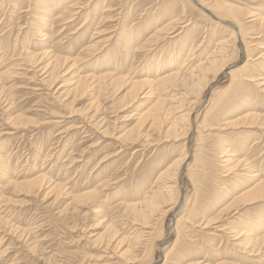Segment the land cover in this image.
Here are the masks:
<instances>
[{"label":"rangeland","instance_id":"rangeland-1","mask_svg":"<svg viewBox=\"0 0 264 264\" xmlns=\"http://www.w3.org/2000/svg\"><path fill=\"white\" fill-rule=\"evenodd\" d=\"M219 1L260 15L261 21L252 16L243 22L262 48L250 47L251 61L237 83L242 99L208 106L199 141L193 132L182 136L184 130L173 139L170 121L149 128L150 118L141 122L140 116L157 97L133 98L131 91L135 80L169 55L178 67L184 60L187 67L196 65L214 48L215 34L226 30H216L189 7L182 10L185 1L178 0H0V264H264V241L249 252L245 233L253 219L264 217V200L239 197L251 186L249 166L264 177V0ZM217 78L213 87L229 85L223 73ZM209 92L194 104L193 117L204 113ZM220 147H232L230 156ZM182 149L189 161L194 149L196 156L187 176L183 167L177 178L179 196L189 198L179 215L188 222L183 218L177 230L171 227L178 218L171 206L151 218H134L128 203L162 189L159 174ZM231 155L250 161L238 176L225 167ZM40 174V184H18ZM170 184L175 187L174 178ZM132 233L142 234L137 245L127 241Z\"/></svg>","mask_w":264,"mask_h":264},{"label":"bare ground","instance_id":"bare-ground-1","mask_svg":"<svg viewBox=\"0 0 264 264\" xmlns=\"http://www.w3.org/2000/svg\"><path fill=\"white\" fill-rule=\"evenodd\" d=\"M91 0H89L90 2ZM94 1V0H93ZM178 1H185L183 3L180 4V7L182 8V10L185 7H189L192 10H194L196 12V14L199 15V17L207 20L210 22L213 21L215 29L219 30V29H224L226 30L228 33L224 34L221 32H217V37H218V41L215 44L214 48L211 49V51L209 53H207L200 61H198V63L196 65H190L189 67L186 66V62L185 60L182 62V64L178 67L176 65H174V60L175 57L174 56H168L163 62H161V66L159 64H157L154 67H151L148 71H146L145 75H141L142 77L139 80H133V88L131 91L133 95V98H139V96L143 95L145 96V98L147 97H151V98H155L157 97L154 104H152L151 107H149L145 112H143L140 116V121H146L147 118H150V127L149 128H156V127H160L162 126L163 122L166 121H170L169 127H168V133L173 134V139L177 138V132L180 130H184L183 135L187 137L189 132H193L192 137L193 138H197L199 141H202L203 139V135L202 132H206L205 126L207 123L206 117H207V109L208 106L210 107H215L216 105H221L223 104L226 100H231V99H242L241 96H239V88L238 86V82L239 77H241V73L244 70V68L246 67V65H248V62L251 61L250 60V56L252 53V50L250 49V47H257L258 43H253L254 42V35L255 33H253L254 31H252L251 29H249L246 25L248 23H244L243 20L244 19H248L252 16H256L257 21L258 20H262L260 15H254V13L250 10H247L246 13H244V9L240 8L239 6L235 5V4H231L225 1H219V0H178ZM193 3H192V2ZM48 4V3H47ZM49 5V4H48ZM187 5V6H186ZM80 8L82 7L81 5H79ZM76 7V6H75ZM109 8V7H108ZM195 8H198L199 10H196ZM83 9V8H82ZM79 10V9H78ZM74 12V11H73ZM76 12V11H75ZM74 12V13H75ZM244 13V14H243ZM71 15V14H70ZM74 16V15H73ZM245 17V18H241V17ZM70 17V16H69ZM91 18V17H90ZM264 20V19H263ZM66 21V20H64ZM69 21V20H68ZM67 22V21H66ZM70 22V21H69ZM86 22V20H85ZM208 22V23H209ZM263 22V21H262ZM172 23V22H171ZM170 23V24H171ZM212 23V22H211ZM86 25V24H85ZM225 25H229V29L227 27H224ZM172 25H170L171 27ZM231 27V28H230ZM169 28V27H168ZM95 30V29H94ZM160 30V29H159ZM158 30V32H159ZM163 30V29H162ZM161 31V30H160ZM167 31V30H166ZM221 31V30H220ZM94 32V31H93ZM163 32V31H161ZM157 33V32H156ZM164 33V32H163ZM97 34H99V32H97ZM214 35V34H213ZM258 35V34H257ZM45 36V35H44ZM43 36V37H44ZM95 36V35H94ZM93 36V37H94ZM99 36V35H97ZM159 37V36H158ZM45 38V37H44ZM43 38V39H44ZM42 39V40H43ZM104 39V38H103ZM131 37H128L127 41H131ZM97 42V41H96ZM106 42V41H104ZM91 44V43H90ZM95 45V43H93ZM101 45V44H100ZM260 45V44H259ZM258 45V47H259ZM90 46V45H89ZM93 47V46H91ZM86 48V47H85ZM262 48V47H259ZM88 49V48H86ZM90 49V48H89ZM93 49V48H92ZM254 49V48H253ZM258 49V48H257ZM26 51V50H25ZM48 51V50H47ZM52 51V50H51ZM193 49H189V52H192ZM27 52V51H26ZM49 52V51H48ZM47 52V53H48ZM88 52V51H87ZM86 52V53H87ZM41 53V52H39ZM53 53V52H52ZM242 53L244 55V61L241 64V67L238 69L236 68L237 66L234 67V60L236 59L237 56H241ZM42 54V53H41ZM40 55V54H39ZM189 55V54H188ZM191 55V54H190ZM28 56V55H27ZM31 56V55H30ZM46 56V55H45ZM60 57V56H59ZM79 57V56H78ZM27 58V57H26ZM31 58V57H30ZM38 58V57H37ZM46 58V57H45ZM51 58V56H50ZM68 58V57H67ZM70 58V57H69ZM74 58V57H73ZM77 57H75L76 59ZM242 58V57H241ZM72 59V58H71ZM70 59V60H71ZM74 59V60H75ZM188 59V58H186ZM24 60V59H23ZM31 60V59H30ZM40 60V58H39ZM42 60V59H41ZM52 60V59H51ZM59 60V59H58ZM26 61V60H25ZM28 61V60H27ZM64 61V60H62ZM106 62H108L107 60H105ZM188 61V60H187ZM35 62V61H34ZM39 61H37L36 63H38ZM65 62V61H64ZM28 63V62H27ZM55 63V62H54ZM53 62H49V64H54ZM79 63V62H78ZM76 63V64H78ZM39 64V63H38ZM67 64H69L67 62ZM75 64V63H74ZM75 64V66H77ZM164 64V66H163ZM55 65V64H54ZM60 65V64H59ZM188 65V64H187ZM29 66V65H28ZM35 66V65H34ZM166 66V67H165ZM49 67V66H48ZM61 67V66H60ZM165 67V68H164ZM45 68V66H44ZM62 68V67H61ZM107 68V67H106ZM118 68V67H116ZM115 69V68H114ZM45 70V69H44ZM60 70V69H59ZM64 70V69H63ZM67 70V69H65ZM69 70V69H68ZM67 70V71H68ZM168 70V71H165ZM106 71V70H105ZM109 71V70H108ZM45 72V71H44ZM61 72V70H60ZM101 72V71H100ZM118 72V71H117ZM65 73V72H64ZM63 73V74H64ZM224 74L225 77L229 80V85L226 88H221V87H213V83L216 81L217 75L219 74ZM44 74V73H43ZM46 74V73H45ZM59 74V73H58ZM66 74V73H65ZM114 74V73H112ZM111 74V75H112ZM117 74V73H116ZM148 74V75H146ZM87 75V74H86ZM89 75V74H88ZM87 75V76H88ZM92 75V73L90 74ZM108 73H104L103 75L99 76L100 77V81L99 83H102L103 79H105V76H107ZM62 76V75H61ZM98 76V75H97ZM110 76V74H109ZM119 76V75H118ZM95 77V76H93ZM111 77V76H110ZM112 77H114L112 75ZM111 77V78H112ZM59 78V77H58ZM109 78V77H108ZM107 78V79H108ZM115 78V77H114ZM117 78V77H116ZM126 78V77H125ZM130 78V77H129ZM79 79V78H78ZM94 79V78H93ZM92 79V81H93ZM122 79V78H121ZM112 80V79H111ZM124 80V79H123ZM254 80V79H253ZM264 80V79H263ZM55 81V79H54ZM97 81V80H96ZM122 81V80H121ZM125 81V80H124ZM221 81V80H220ZM108 82V81H107ZM111 82V81H110ZM120 82V81H119ZM127 82V81H125ZM77 83V82H76ZM96 83V82H95ZM115 83H117V81L115 80ZM114 83V84H115ZM74 84V83H73ZM76 84H74L75 86ZM80 86H83V82L79 83ZM261 85V84H260ZM85 86V85H84ZM93 86V85H92ZM96 86V85H95ZM225 86V85H224ZM94 87V86H93ZM108 87V86H107ZM106 87V89H107ZM114 87V86H113ZM2 88V87H1ZM89 88V86H88ZM105 88V86H104ZM117 88V87H116ZM121 88V87H120ZM95 89V88H94ZM101 89V88H100ZM105 89V90H106ZM111 89V88H110ZM109 89V91H110ZM207 89H210V97H208L209 101L207 100L208 104L204 107V109L202 110V112H204L203 114L201 112H198L196 115H194V117L191 115L192 111H194L196 105L198 106V104L194 105L197 101H199L198 99H202L204 100V94L206 92ZM119 90V89H118ZM89 91V90H88ZM98 91V90H97ZM104 91V90H103ZM105 92V91H104ZM108 92V91H107ZM128 92V91H127ZM242 92V91H241ZM96 93V92H95ZM114 93V92H113ZM239 93V94H238ZM98 95V94H97ZM106 95V94H105ZM98 97V96H97ZM106 98V97H105ZM142 99V98H141ZM136 100V99H135ZM95 101V100H94ZM104 101V100H103ZM152 101V100H151ZM154 102V101H153ZM152 102V103H153ZM147 103V102H145ZM150 103V100H149ZM230 103V102H229ZM194 105V106H193ZM204 105V104H203ZM201 105V107L203 106ZM200 108V107H199ZM198 109V107L196 108ZM207 109V110H206ZM212 109V108H211ZM199 110V109H198ZM206 110V111H205ZM200 111V110H199ZM197 112V111H196ZM209 113V112H208ZM255 113V112H254ZM251 114V113H250ZM249 114V115H250ZM247 115V114H246ZM259 116L260 113H258ZM251 116V115H250ZM249 116V117H250ZM255 116L252 114V117ZM257 116V115H256ZM264 116V115H263ZM192 117V118H191ZM202 117V120L200 121ZM257 118V117H255ZM240 119V118H239ZM246 119V118H245ZM244 119V120H245ZM249 119V118H248ZM254 119V118H253ZM236 120V119H235ZM234 120V121H235ZM238 120V119H237ZM191 121L193 123V130L191 131ZM210 121V120H209ZM250 121V119H249ZM248 121V122H249ZM257 121V120H256ZM145 123V122H143ZM229 123V122H228ZM231 123V121H230ZM237 123V122H236ZM244 123V121H243ZM247 123V122H246ZM148 124V123H147ZM232 124V123H231ZM230 124V125H231ZM255 124V122H254ZM99 125V124H98ZM234 125H238L234 123ZM246 125V124H245ZM253 125V124H252ZM76 126V125H75ZM80 126V125H79ZM229 126V124L227 125ZM241 126V125H238ZM247 126L250 127V125L248 124ZM246 126V127H247ZM136 127V126H135ZM242 127V126H241ZM252 127V126H251ZM256 127V126H255ZM204 128V129H203ZM208 128V127H206ZM244 128V127H243ZM232 129V128H231ZM234 129V128H233ZM246 129V128H245ZM208 130V129H207ZM237 130V129H236ZM166 131V132H167ZM190 133V134H191ZM4 134V133H3ZM132 134V132H131ZM242 134V133H241ZM136 135V134H135ZM179 136V135H178ZM129 137V136H128ZM189 137V136H188ZM170 138V137H169ZM181 138V137H180ZM130 139V138H129ZM172 139V141H174ZM184 139V138H183ZM178 140V138H177ZM181 140V139H180ZM186 140V139H185ZM184 140V141H185ZM204 140V139H203ZM135 141V140H134ZM133 141V142H134ZM196 141V139L194 140ZM204 142V141H203ZM258 143V142H257ZM135 144V143H134ZM200 144V143H199ZM254 144H256V142H254ZM185 147V144L182 146ZM221 148V147H220ZM235 148V147H234ZM258 148V147H257ZM264 148V147H263ZM222 149V148H221ZM220 149V150H221ZM231 149H233L231 147ZM230 149V151H231ZM183 150V149H182ZM195 150V149H194ZM194 150L192 152V150L190 152H192V158L189 161V155L188 152L185 153V151L183 150L182 153L178 156V158H176L172 165L170 167H168V169L164 170L162 173L159 174V178L164 180L165 182V186L161 188H158L157 190L152 191V193H150L149 196L146 197H141V199L138 202H130L128 203L129 205V209L132 212V215H134V218H143L142 216H144L145 218H151L152 216H154V214L157 212V210H159V208H167V206H171L170 209L172 210H177L176 211V215H177V219L175 218V220L172 222L171 227H173L174 229H178V225L181 224V220L186 219L187 221V217H183L180 216L179 214L184 210H186V207H188L186 204L187 202L189 203L188 199H186V195H181V197L179 196V189L177 187V178L179 175V172L181 171V169L183 167H185V177L187 176V172L190 170L189 166L191 163L194 162V159L196 158V156H194ZM197 150V149H196ZM219 150V151H220ZM188 151V150H187ZM199 151V150H198ZM227 148H223L221 150V153L224 152V156L230 152ZM242 151V150H241ZM240 152V151H239ZM234 153V152H233ZM230 153V154H233ZM72 154V153H71ZM132 154V153H131ZM220 154V153H219ZM228 156V154L226 155ZM230 156V155H229ZM228 156V157H229ZM232 158H227L226 160H223L226 164L225 167L228 168V172L232 173V176H238L236 171L240 170L241 167H243V165H248L249 162L247 159H241V156H235V155H231ZM262 156V155H261ZM195 157V158H194ZM222 157V155H221ZM243 158V157H242ZM258 158V157H257ZM213 159V158H212ZM260 159V158H259ZM46 160V159H45ZM264 160V159H263ZM70 161V160H69ZM70 163L72 164V161H70ZM76 163V162H75ZM260 163V162H259ZM195 164V163H194ZM257 164V163H256ZM5 165V164H4ZM260 165V164H259ZM264 166V165H262ZM224 167V165H223ZM253 166H249L245 167L246 169L248 168V180L251 182V186L247 189L246 191H244L243 194H241L239 197H249L250 201L253 200H258L261 199L264 200V177H261L260 174H258V171H253L252 170ZM261 169V168H260ZM192 170V169H191ZM190 170V171H191ZM223 170V169H222ZM255 170V169H254ZM262 171V170H261ZM12 172V171H11ZM229 174V173H228ZM239 174V173H238ZM245 174V173H244ZM17 176V175H16ZM241 176V175H240ZM224 177V176H223ZM230 177V176H227ZM158 178V177H157ZM174 178L175 181V187H173L170 183H172V180ZM183 178V177H182ZM225 178V177H224ZM237 178V177H236ZM247 178V177H246ZM17 179V178H16ZM27 179V178H26ZM45 180V175L44 174H40L35 176L33 179L31 180H26V181H21L18 184L21 185H25L26 188L27 187H31L33 185H35L36 183L40 184L39 182L42 180ZM227 179V178H226ZM240 179V178H239ZM157 180V179H156ZM247 180V181H248ZM158 181V180H157ZM229 181V179H228ZM12 181H10L11 183ZM242 182V181H240ZM246 182V181H245ZM244 182V183H245ZM46 183V182H45ZM17 184V183H16ZM59 186V183L57 184ZM90 185V184H89ZM88 185V186H89ZM17 186V185H16ZM56 186V185H55ZM58 186H56L57 188H59ZM61 186V184H60ZM62 188L61 190L63 189ZM87 186V185H86ZM1 187V186H0ZM23 187V186H22ZM65 187V186H64ZM18 188V187H17ZM35 188V187H34ZM33 188V189H34ZM38 189V187H37ZM36 189V190H37ZM65 189V188H64ZM90 189V188H89ZM174 189L176 190V202H172L173 196L172 193L174 191ZM32 190V189H31ZM60 189L59 191L62 192ZM83 190V189H82ZM81 190V191H82ZM91 190V189H90ZM25 191V190H24ZM52 190H50V192H52ZM186 191V190H185ZM226 191V190H225ZM28 192V191H27ZM102 192V191H101ZM151 192V191H150ZM29 193V192H28ZM59 193V192H58ZM147 193V192H146ZM50 194V193H49ZM56 194V193H55ZM148 194V193H147ZM224 194V193H223ZM61 195V194H60ZM88 195L85 193V196ZM227 195V194H226ZM55 196V195H54ZM84 196V195H83ZM56 197V196H55ZM59 197V196H58ZM61 197V196H60ZM245 197V198H246ZM57 198V197H56ZM74 198V197H73ZM72 198V199H73ZM90 198V197H89ZM237 198V197H236ZM238 199V198H237ZM91 200V199H90ZM234 200V199H233ZM245 201V199H243ZM236 201V200H234ZM243 201V202H244ZM77 202L79 203L78 199ZM191 202V201H190ZM239 202V201H237ZM259 202V201H258ZM82 203V202H81ZM94 203V202H93ZM249 203V202H248ZM252 203V202H251ZM250 203V204H251ZM96 204V203H95ZM244 204V203H243ZM254 204V203H253ZM230 205V204H229ZM228 205V206H229ZM126 206V205H124ZM232 206V205H230ZM234 206V205H233ZM185 208V209H184ZM229 208V207H228ZM226 209V208H225ZM230 209V208H229ZM227 210V209H226ZM97 212V210H95ZM167 211V210H166ZM169 212V211H168ZM245 212V211H244ZM165 213V212H164ZM175 213V212H174ZM184 213H188V212H184ZM236 213V212H235ZM128 214V213H126ZM182 214V213H181ZM250 214V213H249ZM130 215V214H128ZM131 215V216H132ZM158 215V214H157ZM163 215V214H161ZM241 215V214H240ZM244 215V214H243ZM247 215V214H246ZM252 215V214H250ZM130 216V217H131ZM160 217V216H159ZM244 217V216H243ZM256 217V216H255ZM133 218V220H134ZM144 218V219H145ZM155 218V217H154ZM246 218V217H244ZM254 218V217H253ZM123 219V218H122ZM240 219V218H239ZM143 220V219H142ZM141 220V221H142ZM149 220V219H148ZM153 220V219H152ZM155 220V219H154ZM243 220V219H242ZM147 221V220H146ZM157 221V220H156ZM159 221V220H158ZM136 223V221H134ZM152 222V221H151ZM183 222V221H182ZM241 222V221H240ZM133 223V221H132ZM139 223V221H138ZM145 223V222H144ZM149 223V222H148ZM189 223H193V222H189ZM156 224V223H155ZM206 224V223H205ZM133 225V224H132ZM140 225V224H139ZM111 226V225H110ZM141 226V225H140ZM152 226V225H151ZM154 226V225H153ZM240 226V225H239ZM247 230L246 232H250L248 236H250L249 238V243H251V250H249V252L253 253V250L255 249V246H253L254 244H258L259 242L264 241V217L260 216L257 217L256 219H253L251 221V223L249 225H247ZM109 227V226H108ZM181 227V226H180ZM184 227V226H183ZM245 227V226H244ZM142 228V227H141ZM155 229V228H154ZM172 229V228H171ZM170 229V230H171ZM108 230V228H107ZM131 230V229H130ZM151 230V229H150ZM234 230V229H232ZM25 231V230H24ZM142 231V230H140ZM145 231V230H144ZM116 232V231H115ZM137 232V231H136ZM170 232V231H169ZM242 232V231H241ZM142 233V232H141ZM149 233V232H148ZM172 233V232H171ZM237 233V232H236ZM239 233V232H238ZM144 234V233H142ZM141 234V235H142ZM162 235V241L163 239L166 238L165 236V231L163 230V232L161 233ZM241 234V233H240ZM138 233H132V235H130V237H128V242L130 244H135L137 245L138 242L141 241V236ZM147 235V234H146ZM177 235V234H176ZM239 235V234H238ZM247 235V234H246ZM242 236V235H241ZM247 236V237H248ZM113 237V236H112ZM146 237V236H145ZM236 237V236H234ZM149 238V237H148ZM237 238V237H236ZM240 238V237H239ZM146 239V238H145ZM243 240V239H242ZM241 240V241H242ZM120 241V240H119ZM143 241V240H142ZM161 241V240H160ZM177 241V240H176ZM125 242V240H124ZM123 242V243H124ZM240 242V239H239ZM127 243V242H126ZM164 243V242H163ZM244 243V242H243ZM148 244V243H147ZM245 244V243H244ZM242 244V245H244ZM264 244V243H263ZM128 245V243H127ZM157 245V244H156ZM166 245V244H165ZM259 245H261L259 243ZM245 246V245H244ZM132 247V246H129ZM146 247V246H145ZM246 247V246H245ZM254 247V248H253ZM247 248V247H246ZM262 248V247H261ZM128 250V248H126ZM157 249V246H156ZM164 247L162 246L160 248V252L163 253L164 252ZM214 250V249H213ZM244 250V249H243ZM170 251V250H169ZM256 251V250H255ZM263 251V250H262ZM126 252V251H125ZM131 252V251H130ZM245 252V251H244ZM247 252V251H246ZM245 252V253H246ZM143 257H147L150 253V249L147 250V248H145L143 250ZM168 254V253H167ZM167 254H163L162 258H167ZM165 259V260H167ZM165 262V261H164ZM226 262V261H224ZM154 261L152 260L149 264H153ZM166 263V262H165ZM163 263V264H165ZM222 262H219V264H221ZM197 264V263H196ZM225 264V263H224ZM229 264V263H228Z\"/></svg>","mask_w":264,"mask_h":264}]
</instances>
